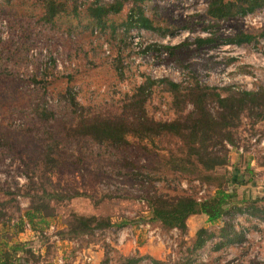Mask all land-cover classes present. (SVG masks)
Instances as JSON below:
<instances>
[{
	"label": "rangeland",
	"instance_id": "1",
	"mask_svg": "<svg viewBox=\"0 0 264 264\" xmlns=\"http://www.w3.org/2000/svg\"><path fill=\"white\" fill-rule=\"evenodd\" d=\"M47 1L0 0V252L14 264H151L149 257L161 264H249V236L264 227V118L241 112L230 129L233 144L223 141L225 164L210 169L171 134H128L116 148L72 127L80 112L117 110L145 80L165 78L220 95L264 86V5L213 19L205 12L209 0H136L152 27L144 29L127 26L135 0H102L120 7L95 28L76 16L90 0H51L49 18ZM240 32L255 38L226 41ZM204 37L210 42L197 44ZM147 91L146 116L176 117L164 86ZM207 100L213 112L216 104ZM182 103V113L191 109ZM41 110L51 115L44 119ZM234 171L242 175L237 183ZM216 189L234 193L227 223L241 242L215 250L225 241L224 223L200 213L188 216L181 231L151 219L156 197L201 201ZM44 191L77 195L48 198ZM253 199L261 217L251 213ZM78 216L108 224L83 228ZM201 228L205 241L195 249Z\"/></svg>",
	"mask_w": 264,
	"mask_h": 264
},
{
	"label": "trees",
	"instance_id": "2",
	"mask_svg": "<svg viewBox=\"0 0 264 264\" xmlns=\"http://www.w3.org/2000/svg\"><path fill=\"white\" fill-rule=\"evenodd\" d=\"M71 1L75 3L76 0ZM99 1L90 0L85 5L82 14L76 15L79 20H85L88 27L95 28L96 25H101L107 13L116 12L120 7L119 1L116 5H110V3L102 0ZM133 2L134 7L126 18L127 26H137L144 29L152 28L150 21L143 15L142 9L139 5H136L137 1ZM53 5L55 6L51 0L47 1L44 11L45 17L53 16ZM262 5H264V0H209L205 12L210 18L220 19L243 15ZM129 20H132L133 23L131 24ZM79 22L81 23V21ZM260 35L264 36V27L261 29ZM254 38L253 34L240 32L234 35L233 38L226 39V41L241 44L250 42ZM196 42L197 44H207L210 39L208 37L197 38ZM156 83L164 86L165 90L171 94V103L177 107V115L172 120H154L145 114L144 102L147 98L145 94L148 93L147 89ZM209 90L207 88L185 90L180 88L177 83L165 78L156 81L145 80L143 85L139 86L126 101L122 102L117 110L109 112L105 110L102 112L96 111L94 114L80 112L76 114L72 128L78 136H86L97 143H107L116 148H120L125 144V136L128 134L139 138L171 134L183 140L187 145L189 154L196 156L204 168L210 169L216 165L225 164L226 149L223 146V141L227 144H233L230 129L237 125L241 112H246L247 116L255 117V119L264 118V86L254 90H228L223 95L211 90L210 93H207ZM207 98L216 104L213 112L206 107ZM184 99L191 103V109L186 113L181 112V104H183ZM69 101L71 104H75L73 98H70ZM38 113L44 119L51 115L49 111L45 110ZM46 154L48 155V153ZM236 173L237 171H234V174H232L233 178L235 176V183L242 180V175ZM76 195V192L63 195L56 192L44 191L42 193V196L48 198L65 199ZM233 197L234 193H228L222 189H216L212 196L201 201L185 195L173 197L169 202H166L167 199L156 197V200L151 201L149 206L151 219L158 221L164 227L175 228L180 231L186 228V218L196 213L203 214L209 223H214L221 217L231 215L233 205L230 202ZM250 201L251 213L261 217V214L253 210L255 199ZM30 209L33 211H30ZM234 210H239V208ZM28 211L37 213L40 209L29 207ZM76 221L83 228H88L90 223H94L99 227L108 224L106 221L96 219L94 216H78ZM223 223L221 235L225 237V241L218 242L214 247L215 250L223 244L237 243L242 240L241 233L232 231L227 221ZM118 225L121 226L123 223ZM76 230L78 229L75 228L71 231ZM202 232H204L202 228L196 231V239L193 244L195 249L201 247L205 241L204 238L200 237ZM229 232L233 234L232 237L227 239L226 235ZM11 256L7 251H1L0 264H14L13 260L9 259ZM149 260L151 264H161L159 260L151 257H149ZM129 262L132 263L133 259H130Z\"/></svg>",
	"mask_w": 264,
	"mask_h": 264
},
{
	"label": "crops",
	"instance_id": "3",
	"mask_svg": "<svg viewBox=\"0 0 264 264\" xmlns=\"http://www.w3.org/2000/svg\"><path fill=\"white\" fill-rule=\"evenodd\" d=\"M259 228H261V230H263V231L252 232V235L249 236V245H251L250 249L259 246L260 249L264 252V227L259 226ZM259 232H260V234H259ZM224 258L225 257L223 256L222 259H224ZM217 259L220 261L221 258L217 257ZM261 262H264V260L263 261H257V260H253V259L250 260L249 259V264H264Z\"/></svg>",
	"mask_w": 264,
	"mask_h": 264
},
{
	"label": "built area",
	"instance_id": "4",
	"mask_svg": "<svg viewBox=\"0 0 264 264\" xmlns=\"http://www.w3.org/2000/svg\"><path fill=\"white\" fill-rule=\"evenodd\" d=\"M260 12H261L260 14H264V10H261ZM231 218H232L231 220L234 219L233 217H231ZM228 220H229V217H221L218 221L219 222H224V221H228ZM249 259L250 260L253 259V260H257V261H263L264 260V252L260 249L259 246L254 247V248H252L249 251ZM229 263L230 264H235L236 263V260L235 259L234 260H229Z\"/></svg>",
	"mask_w": 264,
	"mask_h": 264
}]
</instances>
